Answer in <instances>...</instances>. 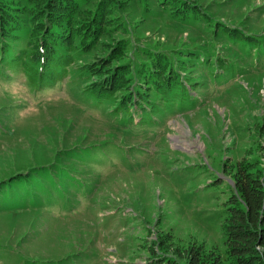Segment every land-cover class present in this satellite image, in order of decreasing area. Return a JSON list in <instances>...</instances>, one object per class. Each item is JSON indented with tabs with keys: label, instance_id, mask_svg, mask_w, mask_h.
<instances>
[{
	"label": "rangeland",
	"instance_id": "1",
	"mask_svg": "<svg viewBox=\"0 0 264 264\" xmlns=\"http://www.w3.org/2000/svg\"><path fill=\"white\" fill-rule=\"evenodd\" d=\"M50 1L22 4L20 18L32 28ZM181 1L161 14L151 0H96L90 12L102 3L104 31L83 62L121 38L200 58L185 70L196 101L174 100L163 123L135 127L134 116L122 141L145 143L138 151L100 145L123 134L77 82L35 89L0 72V252H13L0 264H264V0ZM79 15L89 31L95 19ZM118 19L117 35L106 31Z\"/></svg>",
	"mask_w": 264,
	"mask_h": 264
},
{
	"label": "trees",
	"instance_id": "2",
	"mask_svg": "<svg viewBox=\"0 0 264 264\" xmlns=\"http://www.w3.org/2000/svg\"><path fill=\"white\" fill-rule=\"evenodd\" d=\"M30 1L36 0H0V72L8 67L14 68L24 73L35 89L53 87L65 78H68V83L77 82L78 93L86 100H93L92 103L102 106L106 112L102 117H105L117 132L123 134L121 140L105 139L100 143V145L109 146L108 151L112 147H128L138 151L145 145V143L130 145L131 143L122 141H126L125 137L133 133V127L129 125H133L134 116L139 117L135 127H144L156 121L163 123L165 117L171 113L169 106L174 100L181 102L197 100L192 92L201 91L199 89L201 84L198 87L196 78L194 76L192 78L185 72V70L194 69V66L189 65L198 58L194 48H191L192 51L189 49L187 54L177 52L184 56L182 58L171 53L170 55L174 56L172 60L167 50L153 46H139V44L135 46L129 40L121 38L122 40L116 39L117 42L112 43V46L98 57V63L92 64L93 60L83 62L93 54L99 41H102L100 32L104 30L101 31L96 24V19L99 20L104 14L101 10L102 3L90 16L96 0H90V3L87 2L88 0H51L48 6L52 2L57 3L50 11L46 10L44 14L38 15L37 22L31 23L32 29L20 18L23 16L20 14V11H23L21 5ZM151 2L162 14L168 0H151ZM173 2L177 8L189 5L181 0H173ZM85 5L91 8H84ZM193 11L194 7L186 11V16H193L191 21H194V17L198 15H194ZM80 12L82 17L90 16L89 21L95 19L89 25V31L82 28L84 21L81 20ZM105 15H109V19H114V13L111 11ZM119 20L114 21L106 31L116 34L118 30L114 28L119 26ZM206 22L210 24V21ZM84 57L86 58L83 59ZM198 60L200 61V58ZM206 61L207 59H202L201 63H207ZM228 64L227 61H223L220 62L219 67L227 68ZM180 73L187 75L186 80L182 81L178 78ZM89 75L93 76L94 81L88 78ZM190 83H192L191 86H189ZM128 152V149L123 152L125 159L134 154ZM78 153H76L77 159H81L83 155ZM69 154L71 152L68 156ZM70 158L73 160L76 156ZM128 166L130 168V165ZM231 216L229 212L228 221L230 222L233 218ZM230 241L228 238V242ZM0 253L3 254L1 256L3 258L5 254L13 252L1 249ZM192 253L196 263H200L196 252ZM80 254L77 251L66 257L74 262L76 257L81 256ZM193 255L191 257L194 262ZM258 258L260 263L264 262L263 257L258 256ZM188 259L191 264L190 256ZM22 260L23 264H39L40 262Z\"/></svg>",
	"mask_w": 264,
	"mask_h": 264
}]
</instances>
